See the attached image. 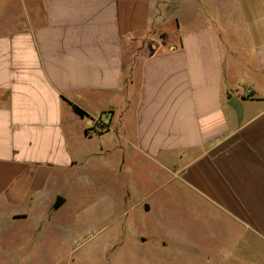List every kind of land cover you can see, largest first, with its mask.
Returning a JSON list of instances; mask_svg holds the SVG:
<instances>
[{
  "label": "crops",
  "instance_id": "1",
  "mask_svg": "<svg viewBox=\"0 0 264 264\" xmlns=\"http://www.w3.org/2000/svg\"><path fill=\"white\" fill-rule=\"evenodd\" d=\"M99 174L154 264H264V0H0V264L108 259Z\"/></svg>",
  "mask_w": 264,
  "mask_h": 264
},
{
  "label": "rangeland",
  "instance_id": "2",
  "mask_svg": "<svg viewBox=\"0 0 264 264\" xmlns=\"http://www.w3.org/2000/svg\"><path fill=\"white\" fill-rule=\"evenodd\" d=\"M98 128L101 130H104L106 128V125L101 121V118H99ZM143 175L136 172L134 175H130V176L136 182H138L137 181L138 177L143 176ZM111 178H112L111 182L109 183V184H112L110 185L111 188L107 189L104 187L105 182L102 180L101 175L99 174L96 180V183L91 184L92 188L91 189L89 188L90 190L83 191L81 193L80 198L76 197L77 201H81V202H78L77 205L73 208L63 209L60 214H63L66 216L70 214V212H73V213L80 212V215L85 217L86 214L92 210L93 212L92 216L96 215L98 218V221L105 217L109 218L112 215L120 214L121 209L119 213V207L115 206V203L113 204L111 202L112 200L111 192L113 195V200L115 196H118L120 194V192L116 191L117 185H116L115 178L117 179V176L113 175L111 176ZM123 180L124 182H127V180L129 179H126V176H125ZM129 193L131 195L135 194L133 190H124L123 192H121V195L123 194L125 197ZM147 193L151 195V197L148 199L149 200L148 204L149 205L151 204V208L153 207V204H154L158 210L159 208H161L162 209L161 211L163 213L169 215L171 204L168 198L160 199L158 202H154L153 192L149 191ZM165 193H169V192H162L161 194H165ZM143 209H146V207L142 208V210H136L132 212L130 215V225L128 226L127 231L129 232V234H131V237L125 232L123 234L120 233L123 230H125V228L122 225H120L118 229V232L120 233V235L116 236L119 234V233H115L116 229L118 228L116 225L109 227L108 226L109 222L99 221L96 224V228L93 227L90 230V233H89L90 235L88 234L86 238L80 239L81 243L83 242L88 243L90 236L92 237L93 234L96 233V231L100 230L104 226L106 225L108 226V229L106 230V232H103V234H101V236H99L98 238L105 239V235H106L107 244H102V245H103V248L108 249V251L111 250L112 255H110L108 259L105 255H103V257L97 256L95 261L92 260L93 263L95 262V264H106V263L108 264H154L156 261H158L159 254L154 250L153 245L150 247L147 246V248H141L142 245L139 244L140 239L138 237V233L143 231L145 227H147L145 228L147 230H151V231L153 230L152 221L154 218V209L152 208L150 212H144ZM182 210H183V213H185V209L182 208ZM124 235L126 236V238L122 244L121 243L123 241L122 237ZM165 257H166V260L168 261L169 254H166ZM90 261H91L90 258H88V259L83 260L81 264H90Z\"/></svg>",
  "mask_w": 264,
  "mask_h": 264
},
{
  "label": "water",
  "instance_id": "3",
  "mask_svg": "<svg viewBox=\"0 0 264 264\" xmlns=\"http://www.w3.org/2000/svg\"><path fill=\"white\" fill-rule=\"evenodd\" d=\"M230 105L236 110L239 118L241 119L242 118V107L241 105L239 104V102L237 101L236 98H233L230 102Z\"/></svg>",
  "mask_w": 264,
  "mask_h": 264
},
{
  "label": "trees",
  "instance_id": "4",
  "mask_svg": "<svg viewBox=\"0 0 264 264\" xmlns=\"http://www.w3.org/2000/svg\"><path fill=\"white\" fill-rule=\"evenodd\" d=\"M73 108H74L75 112L77 114H79L80 116H82V117L88 116L87 113L83 109H81L79 106L73 104Z\"/></svg>",
  "mask_w": 264,
  "mask_h": 264
},
{
  "label": "built area",
  "instance_id": "5",
  "mask_svg": "<svg viewBox=\"0 0 264 264\" xmlns=\"http://www.w3.org/2000/svg\"><path fill=\"white\" fill-rule=\"evenodd\" d=\"M106 129V128H105ZM104 129V130H105ZM104 130H101V129H99L98 127H97V131H96V133H100V132H102V131H104Z\"/></svg>",
  "mask_w": 264,
  "mask_h": 264
}]
</instances>
